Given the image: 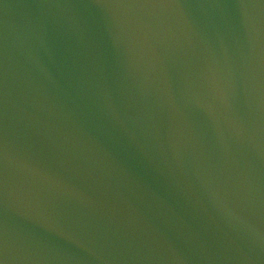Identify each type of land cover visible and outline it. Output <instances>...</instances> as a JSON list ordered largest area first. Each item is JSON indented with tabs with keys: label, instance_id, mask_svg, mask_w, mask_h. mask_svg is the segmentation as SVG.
<instances>
[{
	"label": "water",
	"instance_id": "1",
	"mask_svg": "<svg viewBox=\"0 0 264 264\" xmlns=\"http://www.w3.org/2000/svg\"><path fill=\"white\" fill-rule=\"evenodd\" d=\"M0 264H264V0H0Z\"/></svg>",
	"mask_w": 264,
	"mask_h": 264
}]
</instances>
